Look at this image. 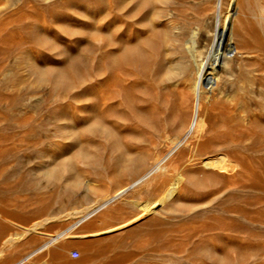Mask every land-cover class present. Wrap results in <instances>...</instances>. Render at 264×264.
Segmentation results:
<instances>
[{
	"label": "rangeland",
	"instance_id": "1",
	"mask_svg": "<svg viewBox=\"0 0 264 264\" xmlns=\"http://www.w3.org/2000/svg\"><path fill=\"white\" fill-rule=\"evenodd\" d=\"M221 2L0 0V264H264V0Z\"/></svg>",
	"mask_w": 264,
	"mask_h": 264
},
{
	"label": "bare ground",
	"instance_id": "2",
	"mask_svg": "<svg viewBox=\"0 0 264 264\" xmlns=\"http://www.w3.org/2000/svg\"><path fill=\"white\" fill-rule=\"evenodd\" d=\"M219 3H222L221 0H219ZM224 15V14H223ZM222 15V16H223ZM221 16V17H222ZM215 35V34H214ZM195 38V37H194ZM191 44L188 46L190 52H191V58L195 59L196 55H197V52L199 54L202 53V51L197 48V42L195 39L191 38ZM190 41V40H189ZM227 42V41H226ZM225 44V43H224ZM227 47V46H226ZM234 49V48H233ZM203 50V49H202ZM225 50V49H224ZM254 51V50H253ZM231 52V51H230ZM233 52V51H232ZM229 53V52H228ZM229 55V54H228ZM199 56V55H198ZM230 56H231V53H230ZM117 58V57H115ZM205 60V59H204ZM195 64V63H194ZM251 64V63H250ZM176 65V64H175ZM205 66H206V61H203V59H200L196 62V68L195 70L193 71V76L191 74V78H186V81H189L190 82V88L192 89V93H193V102H189L190 99L188 98V92L185 89H183V96H184V100H181V101H185L187 104L191 105L192 107V116H191V119L189 120L188 122V127H187V133L189 134L188 136H198L200 134H202V132L204 131L206 125H207V120H206V117L204 116V114L202 113V107H203V97H202V91L204 89V79L206 78V72H205ZM230 66V65H229ZM37 67V66H36ZM172 68V67H171ZM186 69V68H185ZM190 69V67H189ZM224 69V68H223ZM191 70V69H190ZM258 71V69H257ZM177 73V72H175ZM190 73V72H189ZM44 74V73H43ZM227 75H230V71L228 70V72L226 73ZM162 77V76H161ZM164 77V76H163ZM209 77V76H208ZM179 78V77H178ZM210 78V77H209ZM166 79V78H164ZM234 79V78H233ZM232 79V80H233ZM174 80H177V79H173ZM178 81V80H177ZM230 81V80H229ZM255 82V81H254ZM232 83V82H230ZM251 84H254L251 82ZM152 86V85H151ZM241 87V86H239ZM256 87V86H255ZM154 89V88H153ZM207 89V88H206ZM240 89V88H239ZM109 90V89H108ZM217 92V91H216ZM179 94V93H178ZM177 96V94H176ZM179 96V95H178ZM182 96V95H181ZM177 99V97H176ZM178 100V99H177ZM180 103V102H179ZM178 102L176 104H179ZM184 103V102H183ZM185 103V104H186ZM191 103V104H190ZM188 105V106H189ZM176 106V105H175ZM180 106V105H179ZM178 106V107H179ZM183 106V104H182ZM187 106V108H188ZM190 107V106H189ZM190 107V108H191ZM183 108L185 109L186 107L183 106ZM177 109V108H176ZM183 109V110H184ZM177 110H180V109H177ZM186 111V110H185ZM174 112V111H173ZM180 112V111H179ZM188 112V111H187ZM185 113V112H183ZM176 114V112H175ZM180 114H182V109H181V112ZM185 115V114H184ZM168 116V115H167ZM186 116V115H185ZM184 116V117H185ZM188 116V115H187ZM186 116V117H187ZM163 117V116H162ZM174 117V116H172ZM181 117V116H180ZM103 118V117H102ZM164 118V117H163ZM167 118V117H165ZM164 118V119H165ZM183 116L180 118L181 121H183ZM236 118V117H235ZM180 119H177V120H180ZM152 120L153 122V118L150 119ZM162 120V119H161ZM175 120V119H174ZM185 120V119H184ZM187 120V119H186ZM181 121L180 124H181ZM155 122V121H154ZM161 122V121H160ZM166 122V121H165ZM178 122V124H179ZM157 123V121H156ZM154 123V124H156ZM159 123V122H158ZM164 123V122H163ZM172 123V122H171ZM176 123V122H175ZM245 123V122H244ZM184 124V123H183ZM151 126V125H149ZM158 127H161L159 125H157ZM89 128V126H88ZM163 128V126H162ZM162 128H161V131H162ZM160 129V128H159ZM166 129V127H165ZM89 130V129H88ZM154 130V129H153ZM92 131V130H91ZM116 131V130H115ZM165 131V130H164ZM91 133V132H90ZM164 134V133H163ZM182 137V136H181ZM180 137V138H181ZM186 138V137H185ZM198 138V137H197ZM80 140V139H79ZM167 140V139H166ZM183 141V139H182ZM78 142V141H77ZM81 142V141H80ZM180 139H173V143L175 144L176 148L180 145ZM203 143V142H202ZM205 145V144H204ZM203 146V144L201 145ZM207 147V146H206ZM203 147H201L202 149ZM210 149V148H209ZM207 150V149H206ZM79 151V150H78ZM80 152V151H79ZM86 152V151H85ZM171 152L165 154V155H162V156H158L156 157L155 159V162H154V165H155V168L153 169H147L148 171L142 175L141 177L138 178V183L141 182V181H144L145 179H147L150 175H152V173L154 172V170L156 172H158V175H162V173H165L167 172L172 163H173V159L174 157H172ZM78 155V154H77ZM209 155V154H208ZM207 155V156H208ZM228 155V154H227ZM226 154L224 155H221L219 158H216V157H205L202 159V164L204 166H209V167H212V169L214 167H217L220 168V169H228L229 167L233 166L234 162L233 160L231 159L232 157L229 155L227 156ZM124 157V156H123ZM121 158V157H120ZM201 160V158H200ZM236 161V160H235ZM236 163V162H235ZM153 166V165H152ZM238 166V165H237ZM236 167V165H235ZM223 171V170H222ZM221 171V172H222ZM232 169H231V173H232ZM59 172V171H58ZM227 173V172H226ZM230 173V172H229ZM179 174V173H178ZM234 174V173H233ZM60 175V174H59ZM58 175V176H59ZM182 175H179L178 177L174 178L173 180H171L170 182H168L166 185L163 186V189H162V192L161 194L156 198L155 202L151 203V204H146V206H144L145 210L143 211V213L141 212L140 215L138 216V214L136 215L137 217H134V218H138L143 214L145 213H149V212H152L154 211L155 209H157L159 206H163L170 198H172L180 189V186L182 184ZM164 178V177H163ZM184 198V197H183ZM144 216V215H143ZM133 218V217H132ZM129 221V219H128ZM127 224V223H126ZM125 225V224H124ZM26 227V226H25ZM111 229V228H110ZM109 229V230H110ZM108 230V231H109ZM98 233V231H94V234ZM16 237H20L19 234L17 233V235L15 236ZM57 238V237H56ZM12 239L14 240L13 236L8 238L7 242L10 243V244H13L12 243ZM19 239V238H18ZM9 246V245H8ZM42 260V259H41ZM39 264V263H38Z\"/></svg>",
	"mask_w": 264,
	"mask_h": 264
},
{
	"label": "built area",
	"instance_id": "3",
	"mask_svg": "<svg viewBox=\"0 0 264 264\" xmlns=\"http://www.w3.org/2000/svg\"><path fill=\"white\" fill-rule=\"evenodd\" d=\"M71 256H72V257H77V256H79V250H77V249H73V250L71 251Z\"/></svg>",
	"mask_w": 264,
	"mask_h": 264
}]
</instances>
